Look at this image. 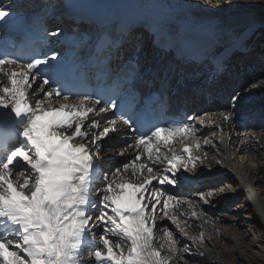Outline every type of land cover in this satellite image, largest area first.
Here are the masks:
<instances>
[{"label": "snow or ice", "instance_id": "obj_1", "mask_svg": "<svg viewBox=\"0 0 264 264\" xmlns=\"http://www.w3.org/2000/svg\"><path fill=\"white\" fill-rule=\"evenodd\" d=\"M232 2L197 0L193 7L216 10ZM18 24L28 21L0 3V264H189L184 253L190 248L174 234L188 236L181 226L188 213L177 209L187 205L196 219L201 213L178 189L209 158L205 146L217 137L224 142V125L240 118L247 94L264 88V80L236 90L223 111L145 123L136 116L143 114L140 105L66 91L65 77L78 74L79 61L70 64L61 50L27 59L14 54L10 32ZM48 37L62 45L66 39L59 27L44 29ZM181 39L172 36L169 43ZM245 39L235 37L220 55ZM69 43L85 40L76 35ZM145 43L144 35L129 31L119 40L99 37L94 47L107 58L127 46L126 85L140 75ZM212 58L221 71L223 62ZM149 71L163 78L173 69L160 64ZM213 126L211 135H200ZM197 195L208 204L215 192ZM165 219L168 225L158 223ZM190 239L204 243L202 232Z\"/></svg>", "mask_w": 264, "mask_h": 264}, {"label": "bare ground", "instance_id": "obj_2", "mask_svg": "<svg viewBox=\"0 0 264 264\" xmlns=\"http://www.w3.org/2000/svg\"><path fill=\"white\" fill-rule=\"evenodd\" d=\"M85 1L87 3H92V4L97 3V5L99 6L101 15L107 14L108 11L111 10V8H114L115 6L124 5L126 7H131L130 8L131 14H133V12H135V15L137 17V21L134 24V30L133 31H135L136 29H140V25L143 24L144 22H147L146 21L147 19L148 20L155 19V17H153L154 15L164 14V15L173 16L175 9L181 10V13L188 14L189 16H195L194 20H198V21L205 20L209 23L211 21H213L214 25H216V24L226 25L229 23H233V22H235V20L237 18H239L241 16V14H243L245 12H246V14H250L251 16H254V15H255V17L257 16L262 21V23H264V13H262V12L260 13V10L257 7H255V9H250L251 8L250 7L247 10H239V7L233 5L234 7L231 6L232 8L227 7L229 9H226V7L225 8L223 7L222 9L209 10L206 6L205 7H193V5L197 2V0H85ZM263 2L264 1H262V3ZM11 11H14V10H11ZM256 14H258V15H256ZM261 38L264 41V28L262 29V37ZM259 44L260 43H258L257 46L255 45V47L257 49H255V51L251 53L250 58L254 59L255 64L257 65V70H255V72L253 74L264 75V42H263V44L261 43V45H259ZM247 60H249V58H245L244 62ZM241 67L242 66H240L239 68H241ZM227 70H231V69L228 68ZM227 70H225L222 73V76H224L223 79L221 78L223 87H221L219 89H215L216 92L219 91L218 93H221V94L224 92H226L228 94L231 90H233L232 87H229V83L232 82L233 77H231L228 74H224ZM231 71L237 72L236 68L231 70ZM238 75L239 74L237 72L236 77H237V79H239V82L241 79V82H240V85L238 86V88L239 87L242 88L245 86V83L247 82V80L249 78L247 75L246 80L242 81V80H244L245 77L241 78L240 75L239 76ZM260 80H262V77H259L258 81H260ZM258 81H256V82H258ZM260 90H264V88L252 90L250 93L251 94H254V93L258 94L257 92H259ZM259 94H260V92H259ZM215 101H216V99L213 102L214 105L217 106L216 109L215 108L211 109L210 105H207L205 108H199L198 113H202L204 111H211V110H216V111L225 110V108L227 106L224 107L225 104L223 102L217 104V103H215ZM248 107H250V106H248ZM234 124H235V127L240 125L241 128H243V129H245L249 126L248 124L240 122L239 118L234 120L233 123H231V128L233 127ZM227 128H229V124H228V127H227V124L224 125L225 139H224V142L220 143V145H219L220 150L224 151L227 144L228 145H234V146L236 144L237 146H239L241 149L244 150V152H240V153H243L240 156L241 162H243V159H247L245 156L248 157V159L246 161L249 162V158L251 155V149L253 148L252 143L254 142L252 139H249V137H251L250 133L248 131H246L245 134L241 138L242 140H240L239 134H237V137L239 138L240 142L239 141L236 142L235 137L230 136V134H229L230 130H227ZM209 129H211V131H213L216 128H215V126H213L212 128H202L200 135L203 136L204 134H207ZM245 130H247V129H245ZM229 136H230V139L228 138ZM244 137H246V139H244ZM255 138L258 140L260 146H262L264 149V135L258 133V131H257L255 134ZM205 149H207V146H205ZM257 152L260 153V151H258V150H257ZM261 154L258 155L259 160L255 161L254 170L250 169V167L245 169V175L244 176H246L247 179L249 180L248 183H250V186L253 187L252 189H254V186L257 184V182H256L257 180L252 179L253 175H255L253 173L257 172L258 174H260L262 172L264 175V157L263 156L261 157ZM253 159L255 160L254 156H253ZM207 161H208V163L213 164V161L211 159H208ZM250 166H252V165H250ZM220 167L222 168L221 171L223 172V173H221L220 176H216L214 179L206 180V181H203L201 183L198 182L196 185L191 184V183L185 184V185L187 187L191 186V189L195 191V193H194L195 196H197V193H199L202 189L209 188V187L212 188L217 183H221L220 186H224V191L226 192V195H222L223 194L222 191L216 190L215 195L210 198V202L208 204H204V203L200 202L199 200H197L196 204L199 205V208H201L202 213H208L209 212V213L214 214L217 212V209L219 208V206L222 203H224L223 201L229 200L233 205L236 206L237 212L248 211V213L252 215V218L249 220V222L252 223V227L258 226V230L257 231L254 230V232H256L258 235L261 232V235H264V200L262 199L263 202L259 200L261 207L259 209H257V211L255 210L253 212H252L253 207H251V209H250V207H249L250 205L247 203V200L244 202V204L238 203L239 200H237V197L239 196L240 193H243L244 192L243 190L245 189L243 186L237 187V184H238L237 183V180H238L237 177H239L240 174H238L233 167H231L228 163H226L224 161L220 164ZM230 168H232L235 172L232 171ZM197 172H198V168L196 169L195 172L190 173V174L191 175L198 174ZM260 178H262L260 180V182L264 183V179H263L264 176H262ZM217 188L219 189V186L214 187V189H217ZM232 189L236 190L235 193L237 195H231L230 194V190H232ZM189 190H190V188H188V189L183 188L181 193H186V191L189 192ZM261 193H263V195H264V189L262 190ZM254 205H255V203H254ZM258 211H259V213H258ZM177 215H179V214H177ZM217 217H218V215H217ZM213 219L209 217L208 220L206 221L207 222L206 225L211 228L210 231H213V234L218 232V234L213 237L212 242H213L214 246L216 248H219V247H222L224 245H228L231 242L236 241V243L241 245L243 247L242 249H244V251H243L244 254L242 253L244 256L241 254L242 258L240 257V260L237 259V256H235V254L232 250H228L226 247H225V250L222 247V249L224 250L221 253L224 257L223 259L221 258V256L217 252H214V251L207 252V250L204 249L205 247L203 248L202 246L197 245L196 243H193V241L190 239V237H192V236H180V239H179L180 244L181 245L187 244V246L190 247V249L196 253V254H194L195 255L194 257L198 262H200V264H229L228 260H231L234 264H247V263L253 264V263H255V258H257V257H254V255L251 253V249L253 248V246L250 244V241H249L250 240L249 237H251V235L249 233L247 234L243 230V226H239L237 224L238 222H235L234 218L226 215V216H223L221 218V220L225 219V220H223V222L229 221L230 224L228 226H226L225 229H221V228H217L214 225L215 221ZM215 220H216V218H215ZM158 223L168 225V221L166 219L158 221ZM189 224H190V222H189ZM189 224L186 225L187 228H190V227H193L194 229L196 228V226L194 224H191V225H189ZM181 226L184 227L185 225H181ZM262 229H263V231H262ZM237 234L239 235V238H236ZM246 261H248V262H246Z\"/></svg>", "mask_w": 264, "mask_h": 264}, {"label": "rangeland", "instance_id": "obj_3", "mask_svg": "<svg viewBox=\"0 0 264 264\" xmlns=\"http://www.w3.org/2000/svg\"><path fill=\"white\" fill-rule=\"evenodd\" d=\"M262 1H264V0H233L231 5H225L224 8L226 7V9H229L227 7H231V6L234 7L233 5L239 7V10H247L250 7H251L250 9H255V7H257L260 10V13L261 12L264 13V2L262 3ZM173 16H175V14ZM217 25H219V24H217ZM220 25H223V24H220ZM259 45H261V43ZM241 64H243V65H241ZM240 65L242 66L241 68H239ZM233 66L237 67L236 70H237V72H238V74L240 75L241 78L245 77L244 80H242V81L246 80V76L247 75H248V78H249L247 80V82L245 83L244 87H242V88L239 87L238 88V86L240 85L241 79H240V82H239V79H237V77H236L237 76V72L228 70L229 72L227 74L230 75L231 77H233L232 82L229 83V87H232L233 90L234 89L235 90H240V89L242 90L245 87H247L250 83L258 81L259 77H262V80H264V77H263L264 75H255V74H253L255 72V70H257V65L255 64L254 59H252L250 57H249L248 61L242 62L238 66L236 65V62H235V64H233ZM259 92H260V94H259ZM259 92H257L258 94H256V93H254V94L248 93L247 94L248 95V99L244 103V105L246 103L248 105V102H249V104H253V103H256V102H264V90H260ZM231 97H232V95H230V97H229V102L231 100ZM219 100L223 102V96L221 98H219ZM229 102L227 103V106L229 105ZM263 107H264V105H263ZM212 111H214V110H212ZM261 111H262V109L260 110V112ZM251 118H252L251 116L247 115L243 119H245V120L247 119V121H250ZM255 121H256V119L253 120V123H255ZM227 127H228V124H227ZM237 127L238 126L235 127V124H234L232 128H231V125H229V128H227V130H230L229 134H230L231 137L235 136L234 135V131L237 129ZM249 128H251V126H248L245 129L248 130ZM214 131H216V129H214ZM214 131H209L207 134L211 135V133L214 132ZM257 131H258V133L264 135V122L261 124V127H259V129H253L252 130V128H251L249 133L250 134H253V133L256 134ZM242 135H244V134L243 133L239 134V137L242 136ZM237 138L238 137L236 135L235 139H237ZM252 138H253L252 140L255 143L254 142H253L254 144L252 143L253 148L251 149V155H250V158H249V162L246 161L248 159L247 156H245L247 159H243V162H241V157H240L241 155L239 157H235L236 153L232 149L233 145L231 146V145L227 144V146L225 147V151H222L223 153L220 150H218L217 147L209 145V146H207V149H205V151L209 152V158L208 159H211L213 161V164L208 163V161H207L208 159H206L203 164H200V165L197 166V168H198V172L197 173H201L202 174L203 180L201 182H203V181H206V180L214 179L215 177H212V176H216V175L220 176L221 175V173H222L221 170L222 169L220 167V164L222 163V161L228 163L231 166H234L235 169L237 170V171L236 170L235 171L238 174H240V176H241V177L240 176L237 177L238 178L237 187L243 186L245 188L243 190L244 192L240 193L239 196L237 197V200H239L238 203H241V204L243 203L244 204V202L247 200V203L250 205L249 206L250 209H251V207H253L252 208V212H253L255 210L257 211V209H259L261 207L259 200L260 201H262V199L264 200V195H263V193H261L262 190L264 189V183L260 182V180L262 179L260 177H262L264 175H263L262 172L260 174H258L257 172L253 173L255 175H253L252 179L257 180L256 181L257 184L254 186V189H252L253 187H251L250 183H248L249 180L247 179L246 176H244L245 175V169L250 167V169L254 170L255 161L259 160L258 159L259 158L258 155L262 153L261 157L262 156L264 157V149H263L262 146H260V144H259V142H258V140L256 138H254V137H252ZM244 139H246V137H244ZM249 139H250V137H249ZM238 141H239V139H238ZM257 150L260 151V153L257 152ZM253 156H254L255 160L253 159ZM119 159H123V158H119ZM250 165H252V166H250ZM230 169L232 171H234L232 168H230ZM206 171H209L210 172L209 174H212L211 177H206L205 176L206 173H204V172H206ZM219 173H220V175H218ZM201 182H199V183H201ZM217 184L214 187H218L219 186V189L218 188L214 189V187H212V188L209 187V188H204L201 191H204V192L214 191V192H216V190H220V189L223 188V191H222L223 194L222 195H226V192L224 191V186H220L221 183H217ZM235 191L236 190H233V189L230 190V194L231 195H237L235 193ZM187 193H188V191H186V194ZM182 194L184 195V193H182ZM190 197L191 198H189V197L188 198L186 197V198L189 199V200H192L193 202L195 201L194 204H195V207H196V211L198 213L201 212L200 219H196L195 217H191L190 216V210L188 209L187 205H181L180 208L177 209V214H179L180 212L188 213V216L186 217L188 219V224L190 222L189 225L194 224L196 226L195 229L193 227L187 228L186 225L184 226L186 228V231L188 232V236H196V237L198 236L199 237L200 233L202 232L203 236H204V243L200 244V246H202L203 248L205 247L204 249L207 250V252H210V251L211 252L212 251L217 252L221 256V258L223 259L224 257H223V255L221 253L225 250V247H226L228 250H232L234 252L235 256H237V259L240 260V257L242 258V255L244 254L243 253L244 249H242L243 247L241 245H239L238 243H236V241L234 240L235 242H231L232 244L230 243L228 245L222 246L224 250L222 249V247L216 248L212 241H213V237L216 236L218 234V232L213 234V231H210L211 228L206 225L207 224L206 221L210 217L212 219L214 218L213 219L215 221L214 225L217 228L225 229V227L228 226L230 224V222L229 221H224L223 222V220H225V219L221 220V218L223 216H226V215L230 216V217L234 218L235 222H238L237 224L239 226H243V230L247 234L249 233L251 235V237H249L250 238V240H249L250 244L253 246V248L251 249V253L254 255V257H257V258H255V263H253V264H264V237H263L264 235H261V232L259 233V235L256 232H254V230L255 231L258 230V226L257 227L256 226L252 227V223L249 222V220L252 218V215L249 214L248 211H246V212H237L236 211V209H237L236 206L233 205L229 200H225V201H223L224 203H222L219 206V208L217 209L216 213H214V214L209 213V212L208 213H202L201 208H199V205L196 204L197 200H199L198 195L195 196V194H193ZM192 198H194V199H192ZM254 203H255V205H254ZM258 213H259V211H258ZM217 215H218V217H217ZM215 218H216V220H215ZM168 224H169V221H168ZM171 227L173 229H175L174 225H172ZM262 231H263V229H262ZM157 234H158L157 236H161L162 235V233L159 232V231H157ZM174 234H176L177 239H180V235L178 234V232H176ZM236 238H239L238 234L236 235ZM194 254H196V253L190 249V251L188 253H184V257H185L186 260H188L189 264H200V262H198L195 259V257H194L195 255ZM228 261H229L228 262L229 264H234L231 260H228ZM246 262H248V261H246ZM181 264H183V261H181ZM247 264H252V263H247Z\"/></svg>", "mask_w": 264, "mask_h": 264}]
</instances>
